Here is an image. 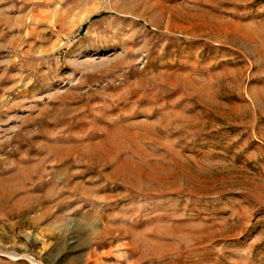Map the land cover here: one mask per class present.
<instances>
[{
    "label": "rangeland",
    "instance_id": "obj_1",
    "mask_svg": "<svg viewBox=\"0 0 264 264\" xmlns=\"http://www.w3.org/2000/svg\"><path fill=\"white\" fill-rule=\"evenodd\" d=\"M0 264H264V0H0Z\"/></svg>",
    "mask_w": 264,
    "mask_h": 264
},
{
    "label": "trees",
    "instance_id": "obj_2",
    "mask_svg": "<svg viewBox=\"0 0 264 264\" xmlns=\"http://www.w3.org/2000/svg\"><path fill=\"white\" fill-rule=\"evenodd\" d=\"M101 16V15H100ZM99 16H95V17H93L92 19H96V18H98ZM86 28V25H84V27H83V29H82V32H83V30Z\"/></svg>",
    "mask_w": 264,
    "mask_h": 264
}]
</instances>
